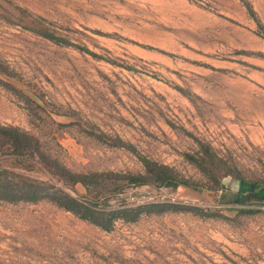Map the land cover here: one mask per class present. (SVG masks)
I'll return each mask as SVG.
<instances>
[{"label": "rangeland", "instance_id": "374dc122", "mask_svg": "<svg viewBox=\"0 0 264 264\" xmlns=\"http://www.w3.org/2000/svg\"><path fill=\"white\" fill-rule=\"evenodd\" d=\"M247 2L256 18L241 0H0V79L15 88L0 83L1 125L73 173L143 174L141 155L207 182L190 160L205 144L232 175L217 173L221 190L129 186L112 206L189 209L108 231L48 200H0V264H264V201L248 197L264 184V0ZM0 170L63 187L29 156L0 151Z\"/></svg>", "mask_w": 264, "mask_h": 264}, {"label": "trees", "instance_id": "16d2710c", "mask_svg": "<svg viewBox=\"0 0 264 264\" xmlns=\"http://www.w3.org/2000/svg\"><path fill=\"white\" fill-rule=\"evenodd\" d=\"M250 15L254 18L255 12L247 0H241ZM259 36L264 39V27L259 24ZM43 37L57 43L67 44L68 42L55 36L53 32L37 31ZM89 51V50H86ZM3 64L0 65V74L7 77L11 75ZM0 83H4L0 79ZM6 87H12L9 84ZM15 89V88H11ZM4 146H8L5 150ZM199 151L190 156V160L195 168L207 180V182H194L179 174L173 168L150 160L139 155L145 173L143 174H120L115 172H93V173H73L65 168L57 160L52 159L43 153L39 141L32 135L13 126L0 124V151L4 156L11 157L29 156L36 159L37 163L45 166L53 176L63 183V187L39 180L26 179L19 175L0 170V200L10 203H31L36 204L48 200L59 208L70 212L81 220L90 222L104 230H112L119 220L124 222H136L144 215L165 213L170 210L189 209L186 205H176L171 203H150L137 207H117L111 205V200L115 195L129 186L151 185L159 188L178 189L179 187H191L195 189H223V180L219 178V171L224 177L232 176L226 167L224 160L209 145L201 144ZM138 156V155H137ZM227 171V172H225ZM218 173V174H217ZM240 184V192L236 194V204H245L243 183L244 179L236 178ZM125 183V184H121ZM81 185L86 189V194L80 197L73 196L67 189H73ZM212 185V186H210ZM252 191L248 197L264 201V184L252 183Z\"/></svg>", "mask_w": 264, "mask_h": 264}]
</instances>
